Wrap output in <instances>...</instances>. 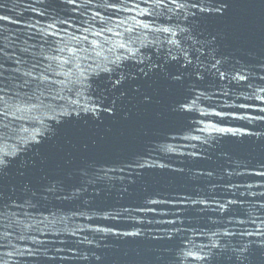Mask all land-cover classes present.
I'll list each match as a JSON object with an SVG mask.
<instances>
[{"label": "water", "instance_id": "obj_1", "mask_svg": "<svg viewBox=\"0 0 264 264\" xmlns=\"http://www.w3.org/2000/svg\"><path fill=\"white\" fill-rule=\"evenodd\" d=\"M190 3L0 0L4 264H264V0Z\"/></svg>", "mask_w": 264, "mask_h": 264}, {"label": "snow or ice", "instance_id": "obj_2", "mask_svg": "<svg viewBox=\"0 0 264 264\" xmlns=\"http://www.w3.org/2000/svg\"><path fill=\"white\" fill-rule=\"evenodd\" d=\"M72 2H73V0H69V3H72ZM155 2L157 4H161V3H163V0H155ZM171 2L175 4V3H177V0H171ZM206 2L212 3V0H191L190 6L193 9H198L200 14L208 13L209 11H213V12H216V13H221L224 9L229 7V0H218V6L211 7V8L203 7V5ZM110 6H113V5H110ZM177 7H178V9H182V8L185 7V5L180 3V4H177ZM193 15L195 16L196 13L194 12ZM163 31H168V29H164ZM188 39L191 40L192 37L189 36ZM212 39L214 41L215 37H212ZM196 43H199V41H193V46ZM181 51L187 52V49H181ZM192 63H193L192 60H190V59L187 60V64H188L189 67L192 66ZM217 63H219V61H217ZM224 75L225 74H221L222 78H223ZM238 78L239 79H244V77H242V76L238 77ZM176 79H180V77H176ZM116 83L119 84L120 81L118 80ZM145 99L147 100L148 97H145ZM107 110L114 113V109L111 108V107H109ZM218 131H221V132H233L234 130L233 129H218ZM249 135H252V134L249 133ZM6 167H7L6 161L4 160L3 157H0V177L3 176ZM124 235H138V233H124ZM0 247H2V245H0ZM0 264H4L2 258H0Z\"/></svg>", "mask_w": 264, "mask_h": 264}]
</instances>
